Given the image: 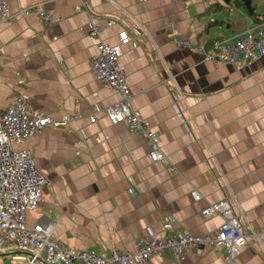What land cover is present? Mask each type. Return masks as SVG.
I'll return each mask as SVG.
<instances>
[{
    "label": "crops",
    "instance_id": "crops-1",
    "mask_svg": "<svg viewBox=\"0 0 264 264\" xmlns=\"http://www.w3.org/2000/svg\"><path fill=\"white\" fill-rule=\"evenodd\" d=\"M214 3L222 4L6 1L10 13L34 7L52 25L46 28L32 15L0 23V114L20 98L33 116L68 117L64 125L11 146L28 149L47 181L42 203L25 214L28 227L37 220L50 223L51 239L69 249L132 253L147 227L156 237L215 230L222 218L202 216L201 210L225 200L236 213L234 199L251 230L264 233V55L235 66L206 61L196 52L256 26L239 0L224 12L206 14ZM210 21L220 23L205 30ZM92 25L97 37L90 36ZM121 31L130 38L117 62L132 94L131 109L157 134L165 163L149 160L143 135L123 123L110 125L103 115L119 96L97 82L90 60L98 41L118 45ZM171 36L191 45L176 49ZM23 263V254H0V264ZM145 264H264V252L251 241L231 261L222 250L203 248Z\"/></svg>",
    "mask_w": 264,
    "mask_h": 264
},
{
    "label": "built area",
    "instance_id": "built-area-1",
    "mask_svg": "<svg viewBox=\"0 0 264 264\" xmlns=\"http://www.w3.org/2000/svg\"><path fill=\"white\" fill-rule=\"evenodd\" d=\"M6 1L0 0V23L32 15L40 19L46 28L52 25L47 13L34 7L10 13ZM97 32V27L92 25L90 36L97 37ZM117 40L118 45L114 46L98 41L97 55L90 60V69L97 82L119 96V101L105 108L103 115L110 125L123 123L130 133L143 135L149 160L165 163L159 150L157 134L149 131L132 112V94L119 70L117 60L120 46L127 44L130 38L125 31H121L117 34ZM170 41L176 49L191 45L185 38L171 36ZM196 52L206 61L243 66L264 55V24L246 29L231 40L214 41L208 52L196 47ZM72 116L79 118L78 114ZM67 119L51 121L33 116L20 98H14L0 114V254H23V264H145L152 257L167 254L171 259H177L187 250L203 248L222 250L226 260L231 261L251 241L264 252V233L251 230L234 199L236 213L225 200L209 204L201 210L202 216L219 215L222 218V223L215 230L199 236L183 232L156 237L147 227L145 237L135 244L132 253L69 249L51 239L50 223L37 220L28 227L25 214L35 212L40 206L47 181L36 170L28 149H13L11 146L28 140L43 128L64 125ZM88 122L94 123V116L89 117ZM189 195L193 201L199 200L194 191ZM162 227L164 231L169 228L168 224Z\"/></svg>",
    "mask_w": 264,
    "mask_h": 264
},
{
    "label": "trees",
    "instance_id": "trees-1",
    "mask_svg": "<svg viewBox=\"0 0 264 264\" xmlns=\"http://www.w3.org/2000/svg\"><path fill=\"white\" fill-rule=\"evenodd\" d=\"M228 8H229V5L224 6L220 3H214L208 7L206 14L207 13L214 14L220 11L224 12ZM241 8H242L243 13L246 15V17L251 20L252 24L256 26L264 24V2L261 4L260 10H258L255 8V5L253 4V0H250V8H251L250 13L244 8L243 5H241ZM219 23L220 21H210L207 27L205 28V30H208V28H210L214 24H219ZM226 26L230 27L229 24H226Z\"/></svg>",
    "mask_w": 264,
    "mask_h": 264
},
{
    "label": "water",
    "instance_id": "water-1",
    "mask_svg": "<svg viewBox=\"0 0 264 264\" xmlns=\"http://www.w3.org/2000/svg\"><path fill=\"white\" fill-rule=\"evenodd\" d=\"M232 0H220V2L227 6ZM241 5L244 6V8L250 13L251 12V8H250V0H239Z\"/></svg>",
    "mask_w": 264,
    "mask_h": 264
},
{
    "label": "rangeland",
    "instance_id": "rangeland-1",
    "mask_svg": "<svg viewBox=\"0 0 264 264\" xmlns=\"http://www.w3.org/2000/svg\"><path fill=\"white\" fill-rule=\"evenodd\" d=\"M261 2H264V0H253V4L255 5V8L258 9Z\"/></svg>",
    "mask_w": 264,
    "mask_h": 264
}]
</instances>
